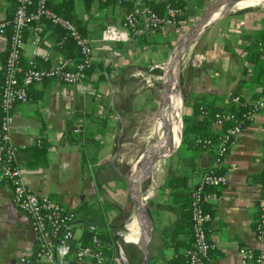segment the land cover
I'll return each instance as SVG.
<instances>
[{
	"label": "crops",
	"instance_id": "1",
	"mask_svg": "<svg viewBox=\"0 0 264 264\" xmlns=\"http://www.w3.org/2000/svg\"><path fill=\"white\" fill-rule=\"evenodd\" d=\"M72 1L85 26L86 36L93 42L94 67L76 84L53 79L30 87L29 100L14 106L10 135L27 187L73 210L88 199L94 201L104 214L108 234L114 239L121 223H125L123 218L127 213L123 205L129 197L122 178L112 177L109 171L114 170L112 163L120 169L118 157L127 132L126 123L135 112L132 109L151 101V90L142 87V78L149 77L152 68L166 62L181 30L173 26L149 29L142 34L127 30V40H102V31L109 25L120 28L124 16L134 12L138 2L133 9L121 4L101 8L99 1L93 0L86 11L83 0ZM183 1L186 2L184 22L187 26L213 0ZM13 11V0H0V25L5 24ZM43 29L40 50L48 53L45 64L53 65L64 56L54 46L52 29L47 30L45 26ZM262 29L264 11H244L210 23L190 53L187 98L207 94L213 96L216 104L230 106L226 95L238 90L242 99L264 100V84L255 89L249 82L243 83L245 73L252 68L244 58L245 45ZM7 46L8 35L0 30V66L3 63L1 54ZM32 50L33 30L27 28L20 57L23 68H27L33 58L42 62L33 57ZM256 91L259 92L257 97L254 96ZM168 108L169 102H165L163 110ZM169 117L165 116L158 126ZM158 121L155 119L154 137ZM121 122L123 132L118 155L113 158ZM263 152L264 109L243 125L241 134L222 161L227 184L218 187L212 199V220L207 223V232L213 250L204 264H241V247L264 252V235L259 236L254 227L261 197ZM212 155L211 150L202 152L201 158H206V165L212 161ZM175 169L190 176V183L198 180L191 172L180 170L178 159ZM161 187L158 183L159 191L148 204L153 213L149 253L159 259L164 236L177 220L173 210L160 208L166 200L165 195L160 194ZM149 188L143 190L145 197ZM128 212L131 218V206ZM130 237L134 249L141 251V229L131 231ZM180 238L183 236L178 235L177 239ZM165 239L169 242L170 237ZM35 245L36 234L28 215L13 203L10 187L0 174V264H17L20 257L33 254ZM171 255V248H168L164 257L168 259Z\"/></svg>",
	"mask_w": 264,
	"mask_h": 264
},
{
	"label": "built area",
	"instance_id": "2",
	"mask_svg": "<svg viewBox=\"0 0 264 264\" xmlns=\"http://www.w3.org/2000/svg\"><path fill=\"white\" fill-rule=\"evenodd\" d=\"M15 11L13 30L8 40V55L4 61V77L0 96V174L10 187L13 203L28 215L30 225L36 234V245L31 256H22L17 264H125L126 252L121 243L113 239V244H107L99 235L95 225L84 226L76 220L73 209L32 191L23 181V170L16 159V148L11 140L10 125L13 121V109L16 103L27 102L29 89L45 80H57L65 84H76L86 77L87 69L93 64V42L84 35L70 20L62 17L47 6V0H14ZM121 0H116L120 3ZM181 10L167 3L162 15L149 7H143L136 12L125 15L120 28L109 25L101 34L102 40H127V30L142 34L149 29L173 26L183 30L186 28L183 20L177 19ZM49 21L52 25L61 27L65 37L70 38L79 48L81 58H63L49 66L36 65V59L30 61V66L23 69L19 60L23 48V30L31 22L40 19ZM4 24L0 25V29ZM43 23H37L33 30V57L45 61L48 53L41 52L40 42L43 38ZM264 43L259 44L263 50ZM160 75V74H159ZM228 104L242 105L245 108L240 118L233 113L217 112L214 122L232 121L219 143L210 138H198L197 143L203 149H216L214 164L220 165L227 156L230 147L236 142L242 132L244 121H251L254 116L264 109V100L242 99L239 94L228 93ZM227 184L225 174L204 173L200 177V185L191 193L192 208V247L185 251L188 264H204L213 248L207 232V223L212 220V214L202 207L203 187H222ZM209 195L206 196V199ZM256 232L264 235V188H261L259 200V218ZM92 232L90 242L82 244L84 230ZM104 242V243H103ZM113 249L114 255H106L107 249ZM241 264H264V252L241 247Z\"/></svg>",
	"mask_w": 264,
	"mask_h": 264
},
{
	"label": "trees",
	"instance_id": "3",
	"mask_svg": "<svg viewBox=\"0 0 264 264\" xmlns=\"http://www.w3.org/2000/svg\"><path fill=\"white\" fill-rule=\"evenodd\" d=\"M14 1V0H13ZM100 3L101 8L109 4H118L122 6H127L128 8L133 9L135 2H138L136 10H140L143 7H149L152 10L156 11L158 14L162 15L165 11V6L167 3H171L173 6L179 8L181 13L178 15L177 19L185 21L187 18V10L185 9L186 2L183 0H121L120 3H116V0H97ZM86 11H89L93 0H83ZM36 6V0H33V5L29 9ZM47 6L50 7L57 14L62 17L70 20L74 23L78 29L86 35L85 26L82 23L81 19L78 17L75 11V5L72 0H47ZM14 11H15V2H14ZM14 11L8 16V19L5 21L2 32H5L8 35V40L13 30V17ZM133 13V11H132ZM125 17V16H124ZM124 19V18H123ZM123 21V20H122ZM37 23H43L45 29L51 28L52 33L55 36L54 46L55 48L63 54L65 58H73L75 61H79L81 58L79 48L77 45L68 37H65L64 30L56 25H52L49 21L45 19H40L38 22H31L23 30V37L25 30L27 28L34 27ZM48 30V29H47ZM43 29V33H44ZM264 43V29L257 32L254 36V39L250 40L249 44L245 45V59L252 65L251 70L248 73H245L243 83L249 82L255 89L260 85L264 84V49L259 50V44ZM264 48V46H263ZM9 49H7L1 54L2 66H0V96L2 91L3 77H4V61L8 55ZM46 61H36V65L39 66H49L45 64ZM20 64V60H19ZM45 64V65H44ZM100 67V64H98ZM21 66V64H20ZM30 66V65H29ZM28 66V67H29ZM22 67V66H21ZM27 67V68H28ZM94 64L87 69L86 75L90 73ZM23 68V67H22ZM25 69V68H23ZM48 81V80H45ZM44 81V82H45ZM259 92H255L254 96L257 97ZM262 93V92H261ZM30 94V91H29ZM233 94H238V90H235ZM185 105L189 108L190 113L184 114L182 117V135L180 142L181 127L179 128L176 134V149L180 143L181 155L178 157V165L180 170H185L191 172L192 175L198 176L196 183H190L189 177L187 174H181L178 170L174 169L166 178L164 185L160 189V194L165 195L166 200L162 203L163 206L160 208L173 210L177 214V220L175 224L166 232L164 236L163 248L160 251V259L163 260L161 264H188V257L185 253L187 249L192 247L193 241V232H192V208H191V193L200 185V177L204 173L212 174H224L222 163L220 165L214 164L216 149H203L198 143V138H210L213 142L219 143L220 136H223L226 129L232 125V121H223L221 124H216L214 122V114L217 112L224 113H233L235 118H240V115L244 112L245 108L242 105H230V106H221L214 102L213 96L207 94H200L198 98L190 99L186 97ZM248 121H244L246 124ZM181 123V120H180ZM179 123V126H180ZM243 124V125H244ZM211 150L212 152V161L206 167L200 166V159L203 151ZM84 157V154H83ZM263 164H264V152L262 154ZM179 168V167H178ZM116 176H119L115 171ZM120 177V176H119ZM261 188H264V169L260 176ZM203 197H202V207L205 210H208L213 213L212 205L214 204L212 199H215L216 194L218 193V187L204 186L203 187ZM209 197L206 199V196ZM150 210V209H149ZM76 215V220L80 222L84 228L90 225H95L99 229V235L107 244H113V239L111 235L108 234L106 230V221L104 220V214L100 209L96 208L92 212V217L87 220L77 216V211L73 210ZM151 218L153 221V213L150 210ZM79 217V218H78ZM257 219L259 218V211L257 214ZM80 221H79V220ZM255 221L254 227L257 230L258 221ZM92 232L85 229L82 234V244H88L90 242V236ZM178 235H182L183 238L177 239ZM170 237L169 242L166 241V237ZM153 238V237H152ZM103 242V243H104ZM168 248H171L172 255L170 258L165 259V253L168 251ZM107 249V248H106ZM185 249V251H183ZM182 250V251H181ZM213 248L209 252L208 259L212 254ZM258 251H254L257 253ZM106 255L108 258L114 255L113 249L106 250ZM130 259L132 264H139L142 259V253L136 249H132L130 253ZM158 257L155 258L152 253L148 255V260L146 264H160Z\"/></svg>",
	"mask_w": 264,
	"mask_h": 264
},
{
	"label": "rangeland",
	"instance_id": "4",
	"mask_svg": "<svg viewBox=\"0 0 264 264\" xmlns=\"http://www.w3.org/2000/svg\"><path fill=\"white\" fill-rule=\"evenodd\" d=\"M244 11H264V3L260 2L259 4L255 5V6H251V7H246L243 9H231L228 10L226 12H224L223 14H219L220 12H217L214 14V20H212L210 23L212 24L213 22H215L217 19L221 18V17H225V16H231V15H236L239 13H242ZM220 15L218 18H216L215 15ZM197 18V17H196ZM196 18L194 19V21L190 23H188V25L186 26V28H184L183 30H181L180 36L179 38L182 36V34L195 22ZM216 18V19H215ZM210 25V24H209ZM199 39L196 38L192 43H190L187 47V49L185 50L180 62H179V66H178V86H179V93L181 95V99H182V110L180 113V116L176 122V125L174 126L171 136L168 140V142L165 144L164 148L161 150L160 154H161V159L159 162V186L163 185L165 178L175 169L176 163H177V159L178 157L181 155V150H180V143L178 148L176 149V134L178 132V128L180 120L181 123L180 125L183 127V123H182V117L184 114H189L190 110L189 108L185 105V100L187 95L189 94V91L187 89V74H188V67L190 64V53L192 50H194L195 48V44L197 43ZM165 62V61H164ZM163 66V63L158 65V67H154V69L152 68V70L149 72V77L144 76L142 79V87H146L149 88L151 90L150 94H151V101L148 102L146 105L144 106H137L136 109H132V111L135 110V112L133 113V115L131 116L132 118H129L126 125H127V132L125 135V138L123 139V146L120 148V156L118 157L119 159V163L118 165L120 166V169L124 172V173H128L130 174L134 164L140 159L141 155L143 154V151L149 146L151 145L155 138H154V124H155V119H156V107L158 104V81H159V74H160V70ZM173 70L171 67V71L170 73L167 74L166 72V84H165V102L166 99L169 97L170 95V90L173 89ZM143 98V97H142ZM141 98V99H142ZM140 99V100H141ZM139 100V101H140ZM165 126V125H164ZM163 126V127H164ZM181 132H182V128H181ZM149 141V142H148ZM181 142V141H180ZM156 164V162H155ZM155 167V165H154ZM154 167L151 168L148 177L145 179L144 183H143V190L148 189L151 185V177H152V173L154 170ZM110 175H112V177H117L116 174L114 173V170L109 171ZM124 190V188L122 189V191ZM142 190V192H143ZM159 190H157L158 193ZM126 199V197H125ZM130 200L128 199L127 201L124 200V205L123 207L125 208V212L127 213L126 216L123 218L125 223H121V227L120 229H117L118 232H116L115 236H114V240H118L116 242L121 243V238L122 235L125 232V224L127 223V221H129V216L130 213L128 212L130 210ZM97 208V205L95 204L94 201L88 199L87 201H85L83 204H81L78 207V211H77V216L81 217V218H85L87 220H89L92 217V212L95 211V209ZM113 214L115 213L114 211L112 212ZM129 213V214H128ZM123 247V245H122ZM125 247H123L124 249ZM126 249V248H125Z\"/></svg>",
	"mask_w": 264,
	"mask_h": 264
},
{
	"label": "water",
	"instance_id": "5",
	"mask_svg": "<svg viewBox=\"0 0 264 264\" xmlns=\"http://www.w3.org/2000/svg\"><path fill=\"white\" fill-rule=\"evenodd\" d=\"M241 1L242 0H213V1H211L203 9V11L200 13V15L195 20V22L178 39V41H177L175 47L173 48L171 54L167 58L166 62L163 64V66L161 68L160 75H159V81H158L159 89H158V104L156 107V121L159 119H162V117L164 116L163 115V94H164V89H165V84H166V72H167V68L169 66V63L171 61V58L174 56L175 50L177 49V47L181 48V51H180L181 55H180V59H179V60H181V58H182L185 50L187 49L188 45L190 43H192L196 38H198L199 35L201 34V32L210 24L215 13L220 12L219 14H223L224 12L235 8L236 5ZM205 25H206V27L201 31V27H203ZM178 66H179V64H178ZM121 124H122V122H121ZM122 132H123V124L121 125L120 135L117 138V143H116L117 150L115 151L113 158L117 157V155H118V147H119L120 138H121L120 136H121ZM181 135H182V132L180 134V141H181ZM155 156H156V164H155V167H154V170L152 173V177H151V182H150L151 186L149 188V193H148V195H146L145 201L140 207H137V190L135 189V186L133 185V183L130 179V174L124 173L123 171L118 169L114 165V163H112V168L122 178V180L124 181V184L126 186L127 194H128L130 204H131L130 222L139 223L141 221V219L143 218V216H146L148 221H149L150 234H149V238L147 240V247L140 251L142 253V259H141L139 264H146V262L148 260V255H149V246H150V243H151V240L153 237V221L151 218V214H150L148 204L158 189V180H159V173H160L159 162L161 159L160 152L156 153ZM206 162H207L206 158L202 157L201 158V167H203V168L206 167ZM130 236H131V229L129 227H127L125 230L124 238H123V246L126 248V249L124 248L125 252H126L125 264H132L131 259H130V253L132 252L133 244L129 240V238H131Z\"/></svg>",
	"mask_w": 264,
	"mask_h": 264
},
{
	"label": "bare ground",
	"instance_id": "6",
	"mask_svg": "<svg viewBox=\"0 0 264 264\" xmlns=\"http://www.w3.org/2000/svg\"><path fill=\"white\" fill-rule=\"evenodd\" d=\"M260 2L264 3V0H242L239 2L235 9H243L246 7H251L259 4ZM216 18L219 17L218 15H215ZM214 18V17H213ZM206 26V25H205ZM205 26L201 27L204 28ZM181 48L177 47L175 50L174 56L171 58V61L169 63V66L167 68V74L170 73L171 67L173 70V89L170 91L169 97L166 99V102H169L168 109L163 110V117L162 119H159L157 125L155 126V140L154 142L149 145L143 154L141 155L140 159L134 164L131 172H130V179L135 186V189L137 190V207H140L144 201H145V195L142 192L141 184L145 181V179L148 177V174L152 167H154L156 162V156L155 154L158 152H161V150L164 148L165 144L168 142L172 130L174 126L176 125V122L180 116L181 110H182V99L181 95L179 93V86H178V64L180 59V53ZM165 91L163 94V108L165 103ZM170 115L168 120L159 127L158 125L164 120L165 116ZM165 125V126H164ZM164 126V127H163ZM182 128V126L180 125ZM157 133V134H156ZM149 142V141H148ZM130 220V219H129ZM129 227L131 231L141 229L142 232V240H141V246L140 250H143L147 247V240L149 238V221L146 216H143L141 221L139 223L135 222H129L126 225V228Z\"/></svg>",
	"mask_w": 264,
	"mask_h": 264
}]
</instances>
